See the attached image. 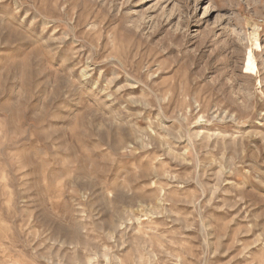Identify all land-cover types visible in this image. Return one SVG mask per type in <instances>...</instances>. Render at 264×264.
Wrapping results in <instances>:
<instances>
[{
  "label": "rangeland",
  "instance_id": "rangeland-1",
  "mask_svg": "<svg viewBox=\"0 0 264 264\" xmlns=\"http://www.w3.org/2000/svg\"><path fill=\"white\" fill-rule=\"evenodd\" d=\"M0 264H264V0H0Z\"/></svg>",
  "mask_w": 264,
  "mask_h": 264
},
{
  "label": "bare ground",
  "instance_id": "bare-ground-1",
  "mask_svg": "<svg viewBox=\"0 0 264 264\" xmlns=\"http://www.w3.org/2000/svg\"><path fill=\"white\" fill-rule=\"evenodd\" d=\"M253 33H256V32H253ZM253 45L256 48H258L260 46V44L258 42V38H257L256 35H255V38H254ZM258 67L259 66H258L257 58H256L253 50L250 49V51L248 53V56H247V59H246V65H245L246 71L249 72V73H254V72L258 71Z\"/></svg>",
  "mask_w": 264,
  "mask_h": 264
}]
</instances>
